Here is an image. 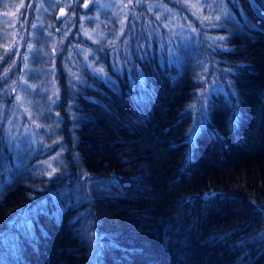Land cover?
Here are the masks:
<instances>
[{"label":"trees","instance_id":"trees-1","mask_svg":"<svg viewBox=\"0 0 264 264\" xmlns=\"http://www.w3.org/2000/svg\"><path fill=\"white\" fill-rule=\"evenodd\" d=\"M63 1L31 60L58 90L35 98L42 144L8 133L21 65L0 66V264H264V0H130L119 21Z\"/></svg>","mask_w":264,"mask_h":264},{"label":"rangeland","instance_id":"rangeland-1","mask_svg":"<svg viewBox=\"0 0 264 264\" xmlns=\"http://www.w3.org/2000/svg\"><path fill=\"white\" fill-rule=\"evenodd\" d=\"M0 0V66L5 59L8 58L6 67H10L14 70L17 64H20L21 69L18 71L20 75L14 78V80L7 84L2 90V94H6L9 101L8 118V133L11 132L13 136L18 133L23 138H33L32 142H27L29 147L33 145L42 144L38 137L36 138L35 132L38 133L40 124L38 125V113L35 104H38L36 97L46 94L52 101L57 97V86L55 85L54 78L51 69L44 66L35 67L32 65V57L35 53L40 54L42 59L51 60V53L47 48L42 50L37 49L36 37L43 31L44 35L48 38H52L55 31H59L56 25L49 21V17L53 13H57L58 16L65 17L67 13V4L63 0ZM97 11L93 14L95 19L100 18V14L106 13L112 14L118 21L122 20L126 15V6L131 2L130 0H96ZM190 10L195 14V18L200 19L204 14L210 15L212 10V2L209 0H189ZM216 0H213L215 2ZM36 3V5H35ZM188 4V5H189ZM35 5L36 11L33 14V20L30 23L31 8ZM85 5H92L91 1H88ZM157 7V8H156ZM153 9H158L160 15H164L167 9L161 4L152 5ZM218 9V8H217ZM221 9V8H219ZM158 13V15H159ZM170 14V20L168 26L170 30L179 33L181 36L196 34L192 23H183L178 18ZM93 17L89 18L90 20ZM34 23V24H33ZM29 25L31 27L29 28ZM95 31V30H94ZM97 31V30H96ZM87 33V34H85ZM84 35L98 41L100 39V32H92L84 30ZM52 42V41H51ZM52 45V43H51ZM18 61V62H17ZM17 63V64H16ZM6 72H4V75ZM8 75V73H7ZM42 76L37 80H42L40 86H38L33 79L35 76ZM17 83V84H16ZM14 94V95H13ZM12 95V96H11ZM12 99L10 100V98ZM39 104L44 103L41 98ZM35 135V136H34ZM57 154L61 151L59 145L56 146ZM56 162V161H55Z\"/></svg>","mask_w":264,"mask_h":264},{"label":"snow or ice","instance_id":"snow-or-ice-1","mask_svg":"<svg viewBox=\"0 0 264 264\" xmlns=\"http://www.w3.org/2000/svg\"><path fill=\"white\" fill-rule=\"evenodd\" d=\"M249 2L251 3V0H249ZM84 6L87 7V5H84ZM261 15L264 16V12H261ZM85 34H87V33H85ZM219 39L223 40L224 37H219ZM98 71L103 72V69H99ZM5 75H7V73H5ZM233 95H235V93H233ZM53 171H55V169H53ZM260 238L264 239V234H262Z\"/></svg>","mask_w":264,"mask_h":264}]
</instances>
